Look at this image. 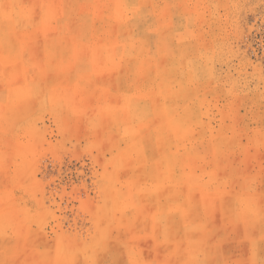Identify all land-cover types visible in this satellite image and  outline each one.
I'll list each match as a JSON object with an SVG mask.
<instances>
[{"label": "rangeland", "instance_id": "rangeland-1", "mask_svg": "<svg viewBox=\"0 0 264 264\" xmlns=\"http://www.w3.org/2000/svg\"><path fill=\"white\" fill-rule=\"evenodd\" d=\"M0 264H264V0H0Z\"/></svg>", "mask_w": 264, "mask_h": 264}, {"label": "bare ground", "instance_id": "bare-ground-1", "mask_svg": "<svg viewBox=\"0 0 264 264\" xmlns=\"http://www.w3.org/2000/svg\"><path fill=\"white\" fill-rule=\"evenodd\" d=\"M2 1H3V0H2ZM4 1H5V0H4ZM4 3H5V2H4ZM4 3H3V4H4ZM3 8H4V6H3ZM29 22H30V21H29ZM35 164H36V163H35Z\"/></svg>", "mask_w": 264, "mask_h": 264}]
</instances>
